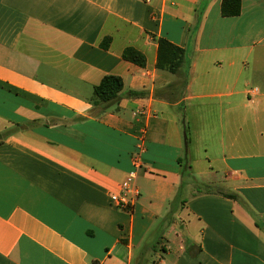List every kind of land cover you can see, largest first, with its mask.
<instances>
[{
	"label": "crops",
	"instance_id": "crops-1",
	"mask_svg": "<svg viewBox=\"0 0 264 264\" xmlns=\"http://www.w3.org/2000/svg\"><path fill=\"white\" fill-rule=\"evenodd\" d=\"M222 1L0 0V264H264V0ZM140 147L127 213L110 196Z\"/></svg>",
	"mask_w": 264,
	"mask_h": 264
},
{
	"label": "trees",
	"instance_id": "trees-1",
	"mask_svg": "<svg viewBox=\"0 0 264 264\" xmlns=\"http://www.w3.org/2000/svg\"><path fill=\"white\" fill-rule=\"evenodd\" d=\"M241 11V0H223L221 5V13L225 17L238 16ZM111 44V38H105L101 47L108 49ZM123 58L127 61H131L137 65H145V57L133 48H127L123 53ZM185 59V50L171 44L164 38L158 40V55L156 67L160 70L168 71L172 74H177ZM124 89L123 79L116 75L104 76L100 83L94 87L95 102L94 106L101 107V111L104 112L111 106L117 103L121 92ZM131 97L142 95L140 92H129ZM94 111V110H93ZM188 132L185 134V152L189 144ZM182 174L183 176L187 172V167L181 160ZM228 198L236 199L235 195H226ZM184 202L180 200V196H177L171 203L170 215L176 212L181 204Z\"/></svg>",
	"mask_w": 264,
	"mask_h": 264
},
{
	"label": "built area",
	"instance_id": "built-area-1",
	"mask_svg": "<svg viewBox=\"0 0 264 264\" xmlns=\"http://www.w3.org/2000/svg\"><path fill=\"white\" fill-rule=\"evenodd\" d=\"M144 152V148L140 147L138 152L133 156V169L128 173L123 185L121 186V192L111 194L110 199L112 204L127 213H132L135 204L139 197V192L135 188V181L137 179V170L141 167V155Z\"/></svg>",
	"mask_w": 264,
	"mask_h": 264
},
{
	"label": "rangeland",
	"instance_id": "rangeland-1",
	"mask_svg": "<svg viewBox=\"0 0 264 264\" xmlns=\"http://www.w3.org/2000/svg\"><path fill=\"white\" fill-rule=\"evenodd\" d=\"M191 129V128H190ZM188 132V131H187ZM188 137L190 138L191 137V133H188ZM188 146H189V144H188ZM211 147L213 148V146L211 145ZM187 150H188V147H187ZM204 148H203V145L202 144H199V147H198V154H197V157H198V159H200L201 161L198 163V164H202V165H204V157H205V154H204ZM186 154L188 155V159H190L189 158V153H188V151L186 152ZM186 154H185V156H186Z\"/></svg>",
	"mask_w": 264,
	"mask_h": 264
}]
</instances>
